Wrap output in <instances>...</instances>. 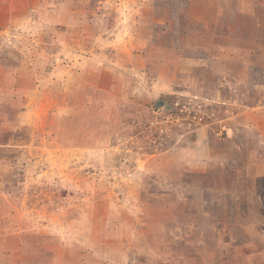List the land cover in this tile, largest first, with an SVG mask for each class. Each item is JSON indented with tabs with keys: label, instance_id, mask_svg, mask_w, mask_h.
<instances>
[{
	"label": "rangeland",
	"instance_id": "374dc122",
	"mask_svg": "<svg viewBox=\"0 0 264 264\" xmlns=\"http://www.w3.org/2000/svg\"><path fill=\"white\" fill-rule=\"evenodd\" d=\"M0 264H264V0H0Z\"/></svg>",
	"mask_w": 264,
	"mask_h": 264
},
{
	"label": "water",
	"instance_id": "95a60500",
	"mask_svg": "<svg viewBox=\"0 0 264 264\" xmlns=\"http://www.w3.org/2000/svg\"><path fill=\"white\" fill-rule=\"evenodd\" d=\"M161 104H162V101H158V102H157V105H161Z\"/></svg>",
	"mask_w": 264,
	"mask_h": 264
}]
</instances>
